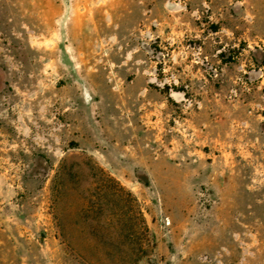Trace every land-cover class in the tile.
<instances>
[{
    "label": "rangeland",
    "instance_id": "374dc122",
    "mask_svg": "<svg viewBox=\"0 0 264 264\" xmlns=\"http://www.w3.org/2000/svg\"><path fill=\"white\" fill-rule=\"evenodd\" d=\"M0 264H264V0H0Z\"/></svg>",
    "mask_w": 264,
    "mask_h": 264
},
{
    "label": "trees",
    "instance_id": "16d2710c",
    "mask_svg": "<svg viewBox=\"0 0 264 264\" xmlns=\"http://www.w3.org/2000/svg\"><path fill=\"white\" fill-rule=\"evenodd\" d=\"M117 200L121 210L124 213V217L129 216L130 213L133 214L134 220L132 221L133 222L132 226L135 230H137L138 235H140L141 237L143 236L146 237L147 229L144 224L142 214L137 209L135 202L133 201V199H131L130 195L125 193L122 189H120L117 195ZM128 222L131 223L130 218ZM142 248H143V243L141 242L138 243V248H137L138 256L133 263H138L145 257V252H142L143 251Z\"/></svg>",
    "mask_w": 264,
    "mask_h": 264
}]
</instances>
